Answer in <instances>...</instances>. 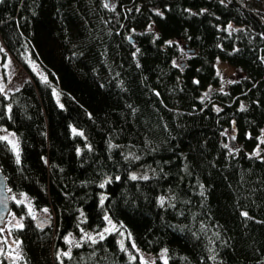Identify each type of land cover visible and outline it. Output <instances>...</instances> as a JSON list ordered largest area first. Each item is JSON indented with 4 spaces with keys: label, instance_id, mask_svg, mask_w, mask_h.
<instances>
[{
    "label": "trees",
    "instance_id": "16d2710c",
    "mask_svg": "<svg viewBox=\"0 0 264 264\" xmlns=\"http://www.w3.org/2000/svg\"><path fill=\"white\" fill-rule=\"evenodd\" d=\"M109 2L0 0L28 74L0 91L23 264H264L261 3ZM218 60L242 70L227 88Z\"/></svg>",
    "mask_w": 264,
    "mask_h": 264
},
{
    "label": "rangeland",
    "instance_id": "374dc122",
    "mask_svg": "<svg viewBox=\"0 0 264 264\" xmlns=\"http://www.w3.org/2000/svg\"><path fill=\"white\" fill-rule=\"evenodd\" d=\"M253 3V0H244L243 3ZM261 3L262 12L264 13V0H257ZM254 4V3H253ZM255 5V4H254ZM186 58L184 55L183 58L179 59L177 62H181ZM216 68L218 74L221 75L223 79V87L227 88L229 83L238 78L239 74L242 73V70L238 67H235L224 60H218L216 63ZM27 72L19 65L16 59L9 54L1 39H0V87L5 94H9L17 89H19L22 84L27 80ZM0 138L7 139L11 142V145L14 149L19 150V140L17 135L5 128H0ZM11 199L14 198V194L11 193L9 187H7ZM44 217L49 218V214H44ZM21 224L20 218L14 214L13 211H10L8 214L4 227H0V264H23L21 256V245L17 238L14 237L13 230ZM118 226L113 222L108 223L106 229L110 231H115ZM120 232V240L124 242L123 231ZM99 233V232H98ZM99 235V234H98ZM101 236H105L103 233H100ZM100 236V237H101ZM139 258L143 261L144 264H155L156 257L152 254L146 253L143 250H139Z\"/></svg>",
    "mask_w": 264,
    "mask_h": 264
},
{
    "label": "water",
    "instance_id": "95a60500",
    "mask_svg": "<svg viewBox=\"0 0 264 264\" xmlns=\"http://www.w3.org/2000/svg\"><path fill=\"white\" fill-rule=\"evenodd\" d=\"M108 4H110L109 0ZM7 187V180L4 174L0 172V227H4L5 220L12 208L11 197ZM36 223L38 224L39 228L43 229L51 226L53 224V220L44 216H37Z\"/></svg>",
    "mask_w": 264,
    "mask_h": 264
},
{
    "label": "snow or ice",
    "instance_id": "6c2138e0",
    "mask_svg": "<svg viewBox=\"0 0 264 264\" xmlns=\"http://www.w3.org/2000/svg\"><path fill=\"white\" fill-rule=\"evenodd\" d=\"M0 91H2V89H0ZM15 147V145H14ZM17 161H19V155L17 154ZM133 179H135L136 177H132ZM145 179H147V177H145ZM104 185L102 184L101 187H103ZM44 211H47V209H45ZM107 219V217H106ZM109 223H111V221H109ZM22 227V225H21ZM105 231H108V229H105ZM101 238H103V236H101ZM65 255H67V253H65Z\"/></svg>",
    "mask_w": 264,
    "mask_h": 264
}]
</instances>
